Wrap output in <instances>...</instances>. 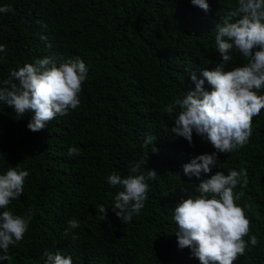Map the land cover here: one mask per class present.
I'll return each mask as SVG.
<instances>
[{
  "label": "trees",
  "instance_id": "trees-1",
  "mask_svg": "<svg viewBox=\"0 0 264 264\" xmlns=\"http://www.w3.org/2000/svg\"><path fill=\"white\" fill-rule=\"evenodd\" d=\"M206 2L207 13L191 0H0V7L13 9L0 13V45L7 49L0 53V82L11 70L45 57H78L88 68L79 107L42 131L28 130L33 113L18 120L0 102V175L9 167L29 173L9 210H32L23 240L9 247L0 264H45V250L71 256L72 264H199L188 248H178L175 206L199 195L196 187L215 172L241 169L248 184L234 191L244 192L237 203L259 244L234 264H264V109L253 118L248 143L217 153L223 168L199 180L184 176L182 166L215 149L195 133L191 146L176 137L170 131L175 114L163 111L194 89L191 73L203 79V70L222 62L215 29L236 0ZM231 55L225 71L246 62L238 52ZM204 88L210 91L207 81ZM147 135L155 140L146 155L141 145ZM70 147L80 154L69 157ZM141 159H147L142 168L158 177L149 181L140 214L124 224L112 211L121 189L110 187L107 177H126L131 163ZM99 205L107 208L103 220ZM71 219L80 223L72 230L79 236L75 241L64 235Z\"/></svg>",
  "mask_w": 264,
  "mask_h": 264
},
{
  "label": "clouds",
  "instance_id": "clouds-1",
  "mask_svg": "<svg viewBox=\"0 0 264 264\" xmlns=\"http://www.w3.org/2000/svg\"><path fill=\"white\" fill-rule=\"evenodd\" d=\"M191 3L205 13L210 11L206 0ZM12 11L10 6L0 7V13ZM215 33L216 51L222 62L214 70H203V79L191 73L194 89L182 98H174L163 109L166 114H175L170 131L176 137L184 138L191 146L195 133L215 149L182 166L189 179L199 180L202 173L207 176L213 168H223V164H218L217 153L243 148L251 136L253 118L264 109V95L260 94L264 91V0H236V6L216 25ZM6 51L0 45V53ZM233 52L246 62L225 71ZM87 74L86 64L78 57L35 59L34 63L11 70L9 78L0 82V102L11 107L18 120L33 113L27 128L39 132L57 116H66L79 107ZM205 81L210 91L205 90ZM154 140L152 135L144 139L141 147L146 155ZM151 151L156 153L158 149L152 147ZM79 154L77 147L68 149L69 157ZM146 164L147 159L133 161L126 177L116 172L107 177L110 187L121 189L114 196L112 211L124 224L140 214L148 199L149 181L158 177L155 170L142 168ZM28 175L17 167H9L6 174L0 175V260L8 259L9 247L23 240L32 220L31 209L24 215L9 210L11 203L23 194ZM247 175L244 169L229 170L227 175L217 171L199 183V195L185 198L175 206L178 248H188L199 264H234L259 244L258 237L250 234L251 223L244 208L237 203L244 192L234 191L237 186L247 187ZM106 210L103 205L98 206V213L105 214L100 215L101 220L106 218ZM67 224L64 235L78 240L72 230L80 227L79 221L71 219ZM43 256L45 264H72L71 256L59 252L45 250Z\"/></svg>",
  "mask_w": 264,
  "mask_h": 264
}]
</instances>
